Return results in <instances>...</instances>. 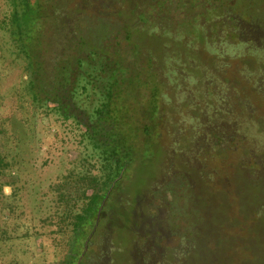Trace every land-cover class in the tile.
<instances>
[{
	"label": "rangeland",
	"instance_id": "1",
	"mask_svg": "<svg viewBox=\"0 0 264 264\" xmlns=\"http://www.w3.org/2000/svg\"><path fill=\"white\" fill-rule=\"evenodd\" d=\"M19 1L0 0V154L4 158L0 163V264H68L69 256L80 245L83 248L87 239H91L88 252L97 254L107 246L117 255L121 253L125 264H142L141 256L133 250L136 242L145 244L144 251L152 245L162 264H264V52L251 55L244 42V46L239 45L229 35L228 10L234 7V0L218 1L225 6L216 3L221 11L216 10L208 20L200 14V22L204 19L200 28L208 32L206 44L196 42V46L191 44L196 49H186L192 63H176L201 78L196 83L198 90L203 92V87L210 84L216 97L218 86L227 94V81H231L237 87L236 95L245 99L242 107L248 113L232 121L241 128L235 140L223 141L225 153L199 157L177 149L191 128L206 129L204 96L198 94L200 105H186L180 100L189 94L180 93L182 82L178 77L165 73L168 59L160 40L146 33L148 27L145 31L140 27L133 30L132 44L121 28L113 31L114 38L101 40L102 52L93 43L98 34L96 20L88 24L94 26L91 30L83 20L88 14L98 17L97 10L85 6L79 10V0H36L43 8L37 25L40 29L31 33L35 38L31 53L34 62L52 69L55 65H76L77 57L89 58V63L78 68L79 86L72 74L66 98L72 108L79 107V118L93 113L106 84L110 64L98 61L117 59L119 53L132 62L127 72L135 77L129 85L128 107L124 106L128 114L120 116L127 121L121 126L124 137L136 146L132 167L122 185L102 203L96 221L82 223L91 225L86 227L82 241L75 222L94 192L88 181L97 175L100 186L107 174L102 171V159L93 157V145L88 140L80 142L84 125L74 118L64 119L51 101H34L27 59L13 36L12 19ZM242 4L244 8L239 5L232 14L238 17L241 12L240 25L249 27L252 16L264 19V0H242ZM36 8L34 13L38 15ZM57 9L64 22L61 16L54 19ZM121 9L117 6L114 15L102 16L115 26L119 22L127 24L124 29H133L132 24H138L142 15L119 14ZM57 25L67 28L60 31ZM136 44L143 51L141 60L136 51H131ZM91 50L100 55L89 53ZM92 73L97 76L91 77ZM52 79L51 72L48 82ZM85 84L87 90L83 92ZM152 96L159 97L161 110L158 126L147 136L144 127L149 116L142 106ZM212 107L217 112L216 102ZM145 142L156 151L149 159L144 158V151L150 147ZM183 172L191 188L180 196L177 205H185L187 199L185 207H174L175 199L167 192L161 199L151 192L155 187L152 179L159 180L161 187L164 178ZM110 230L114 232L113 241L102 238L101 242V233Z\"/></svg>",
	"mask_w": 264,
	"mask_h": 264
},
{
	"label": "trees",
	"instance_id": "2",
	"mask_svg": "<svg viewBox=\"0 0 264 264\" xmlns=\"http://www.w3.org/2000/svg\"><path fill=\"white\" fill-rule=\"evenodd\" d=\"M17 1L18 0H16V2ZM194 1L195 0H79L76 4V8L82 10L85 7H89L92 10H97L98 17L95 18L94 15L88 14L83 17V20L87 23V29L91 30L92 28H96L95 31L98 32V34L97 37H94L95 39L93 43L97 44L102 52L105 51L103 50L104 44L101 40L105 38H107V40L114 38L112 36V32H118L119 28L125 32V39L129 40L130 44H132L133 30L139 27L143 31L146 30L145 27H148L149 29L147 28L146 33H152L154 38L160 40L159 43H161L160 45L163 47V53L168 59V67L165 69V73H170L175 78L178 77L182 82V85L178 86L179 89L181 88L180 93L187 92V94H189L188 97L181 98L180 100L185 102L186 105H193L195 102L197 105H200L199 103L202 100L198 101V98L200 97L198 94L204 96L202 106L206 104L203 112L204 116H207L204 121L206 123V129L202 131L201 129L191 128L188 134L184 137L183 144L180 143L177 149L180 150V153H184L185 155L191 154L192 156L195 154L199 157L200 154L205 156L210 155L211 152L220 154L225 153V149L221 147L223 145V141L229 139L235 140L241 128L239 123L232 124V121L234 119H241L242 116L248 112L245 111L244 106L242 107L243 102L245 103V99H242V96L236 95L237 87H234V83L227 81V83L230 84L227 85V94L224 89L221 88V85L218 86L215 97L213 96L214 93L210 90V84L203 87V92L201 89L198 90L196 88V83L200 82L198 80L201 78L199 77V79L196 73L187 69L185 66L176 64L192 63V60L190 59L193 58L192 56L186 54V49H196V47H193L197 45L196 42L203 43L205 41L204 45L206 44V35L208 32L204 33V30L200 28L199 23L204 21L203 19L200 22V14L204 16L206 15L205 18L208 20L214 17L216 10L217 13L218 11H221L216 7V3L219 4V7H223V5L225 6L224 3L218 2L220 0ZM250 1L251 0H248V2ZM234 3V7L230 6L228 10L229 13L231 12V26L229 31L225 30V32L227 33L228 31L229 35L231 33L232 36L236 38V43H239V45L244 46L245 43L246 49L251 55L254 52H264V19L259 20L258 18L252 16L253 23L249 25V27L240 25L238 17L240 18L241 12H239L238 17L237 15L233 17L232 14H235L233 11L238 10L239 5L241 6V9H243L244 6L242 4V0H234ZM19 5L20 6L15 8V13L12 19V25L14 27L13 36L15 37L16 44H18V48L20 50L19 52L22 53V55H25V58L27 59V69L32 78V95L34 101H43L46 103L51 101L56 104V110L64 117V119L67 120L74 118L77 123L84 125L85 131L80 134V142L84 143V140H88L89 143L93 145V157L102 159V171L105 175L107 174L105 180L100 186L98 185L97 175H94L88 181V187L94 190V192L90 197L88 205L84 209V213L76 215L75 222V230L79 229V232L82 234V241L85 238V236H82L86 233V227L91 226L83 225L82 223L86 221L90 224L91 219L92 223L96 221L95 219L101 209L102 203L106 202L116 188L122 185L121 183L130 171L134 160L136 146L130 143L129 139L124 137V127L121 126L126 124L127 121L124 122V118L120 117L123 115L127 116L128 114V111L124 108V106H127L126 100L128 102L130 92L129 85L134 81L135 77H130V75H128L127 65L132 62L125 59L123 55L120 56L119 53H117V56L119 57L117 59L105 58L98 61V63L110 64V70L106 74V84L101 91L102 94L99 99V104L94 108L93 113L86 114L85 117L79 118V107L72 108V103L70 104L69 100L66 98L68 92H70L68 89L72 81V74L76 76V80L78 81L76 85H80L81 75L78 68L84 63H89L88 56L86 58L77 57L76 65L64 64L60 68L59 65H55L52 69H46L45 67H42V63H35V58L31 54L32 49L34 48L32 47V42L35 38L31 37V33L38 32L40 29L37 28V25L41 22L39 19L42 15L41 9L43 6L39 1L36 2V0H20ZM36 6L39 8L38 15L37 12L34 13L35 10H37ZM117 6L123 8L119 10V14L123 12L127 16V12H137L139 15H142L138 24H132L131 28L133 29H124L123 26L127 24H121L119 22H116L115 26V22L111 23L108 21L109 19H106L107 16H102L109 14L114 15L115 13L113 10ZM60 16L63 19L62 22H64L65 18L58 13L57 9L53 17L54 19L59 20ZM119 17L121 16L119 15ZM93 20H96L95 28L94 26L92 28L89 26ZM67 23L68 22H66V24ZM239 25L241 28H238L237 31L234 32L233 30H235V27ZM56 28L63 31L66 30L67 25L64 27L57 25ZM220 30H223V28ZM193 34L194 36H190ZM115 39H118V37L116 36ZM253 42L256 44H252ZM191 44L193 45L192 47ZM139 49H141V47L136 44V47L132 46L131 51H136V55H138L137 59L141 60L143 51L141 52ZM89 53H93V55H100L99 52H95L93 50L89 51ZM111 64H113V67ZM51 72L53 73V79L51 82H48ZM90 76H97V74L92 73ZM83 78L82 80L84 81ZM88 84L89 83H87V85ZM87 85L85 84L82 86L83 92L87 90ZM157 96L159 95L157 94ZM73 97L74 96H72V98ZM158 99L159 97L152 96L151 100L147 104L148 106L145 105L146 103L142 106L145 116H149L146 117L149 119V122L145 123L144 127V132L147 136H149V133L152 134L155 127L159 124L158 119L160 117L161 108ZM120 101L121 104L119 103ZM214 102L217 103V112H214V107L211 108ZM70 110H73V112H70ZM75 110L78 111L74 113ZM218 112L220 115L216 114ZM192 114L193 111L191 113V117H193ZM216 118L218 119L215 121ZM245 120H248V118L246 117ZM176 126H178V123H176ZM202 139L207 141V143H199ZM145 144L150 145L148 142H145ZM154 155H156V151L150 145V147L144 151V158L149 159V157ZM3 162L4 158L0 154V163ZM6 166H8L7 163ZM192 169L198 171V169L194 167H192ZM173 176L174 177H171V179L164 178L161 181V187L159 186V180L152 179L155 187L151 189V192L155 195V197L158 196L159 199L163 198L161 197L162 194H165L166 192L169 193L175 199L173 203L174 207H179L180 209V207H185L187 199H184L185 205L183 206H179V204L177 205V200L183 193H185V190L189 189V187L191 188V186L188 180L189 177H187L185 172L176 173L173 174ZM101 234V242L102 238H105V242L109 239L113 241V231L110 230ZM90 242L91 239H87V242H85L86 245L83 244V248L81 245L76 248L69 256L70 260L68 264H117V262L118 264H125L126 261L122 260L121 258L123 257L119 256L121 253L118 252L120 254L117 255V252H113L112 249L108 250L107 246H103L102 248H104V250H99L97 252L98 255L92 251L88 252L87 250ZM144 246H141L139 242H136L133 248L135 254L139 255V257L141 256L142 264H162V259L158 257L159 255L156 254V251L152 250V245H150L149 250L146 251L143 250ZM93 254L94 256H92ZM82 256L85 258L83 257L81 260Z\"/></svg>",
	"mask_w": 264,
	"mask_h": 264
}]
</instances>
